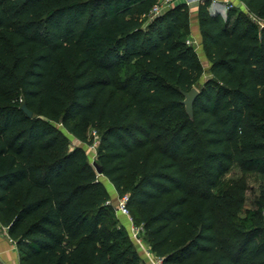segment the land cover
Wrapping results in <instances>:
<instances>
[{
	"label": "trees",
	"instance_id": "16d2710c",
	"mask_svg": "<svg viewBox=\"0 0 264 264\" xmlns=\"http://www.w3.org/2000/svg\"><path fill=\"white\" fill-rule=\"evenodd\" d=\"M240 2L199 1L204 68L184 2L0 0V219L21 264L145 263L78 145L95 138L161 264H264V0ZM233 165L262 179L238 217Z\"/></svg>",
	"mask_w": 264,
	"mask_h": 264
},
{
	"label": "rangeland",
	"instance_id": "374dc122",
	"mask_svg": "<svg viewBox=\"0 0 264 264\" xmlns=\"http://www.w3.org/2000/svg\"><path fill=\"white\" fill-rule=\"evenodd\" d=\"M200 0H194L197 4ZM213 0H210V7L209 9L213 11L214 9L220 10V13L224 16L226 13V9L218 8L217 4L223 5L225 2L224 0H216V2H212ZM179 2V0H171L170 5H173L175 3ZM184 3L189 4L192 1L183 0ZM158 3H160L162 6H164L163 0H158ZM214 3V4H213ZM231 4L236 10H245L243 4L240 2V0H232ZM189 30L190 34L186 40V43L191 45L194 50L199 55L201 62L204 66V68H207V62L204 58V54L202 51L201 46V38L200 33L199 35L193 33L194 32V26H195V17L193 15V11L190 12L189 10ZM193 31V32H192ZM193 33V34H192ZM203 79H201L202 82ZM197 88V86H195ZM63 135L65 136L68 145L72 146L75 144L74 138L65 130L61 129ZM92 133L89 132V136H91ZM95 138L91 144H84L79 143L78 145L83 148V150L86 153L87 160L89 163H91L95 158L96 153V142ZM98 178L101 179V182L103 185L107 188L111 187V183L105 179L103 176L98 175ZM262 182V179L260 175L257 173H242L238 166L233 165L223 176L222 184L219 188L220 191H224L226 194H228V211L231 215L234 217L242 216L246 212L247 209H251L255 207V201L258 197V191L259 186Z\"/></svg>",
	"mask_w": 264,
	"mask_h": 264
},
{
	"label": "crops",
	"instance_id": "0c3cea01",
	"mask_svg": "<svg viewBox=\"0 0 264 264\" xmlns=\"http://www.w3.org/2000/svg\"><path fill=\"white\" fill-rule=\"evenodd\" d=\"M179 2H183V0H179ZM187 5L189 7L190 12L193 11V15L195 17L194 32L193 31L192 32L199 35V27H198L197 19H196V11H197V5L198 4L194 1H192L191 3H189ZM217 5H218V8H222V5H220V4H217ZM100 176H102V175H100ZM105 188L109 193V197H110L109 202L111 203V205L113 207H115L116 202H117V198H118L115 189L113 188L112 185L109 188H107V187H105ZM116 218H117L119 224H121L129 233V229L131 226V222L129 221V219L123 215L118 214V213H116ZM137 250H138V248H137ZM138 252H139L140 257L144 260V256H143L142 252H140L139 250H138ZM0 264H21L20 263V254L16 248L15 242L9 236V234L7 232V227L2 223L1 219H0Z\"/></svg>",
	"mask_w": 264,
	"mask_h": 264
},
{
	"label": "built area",
	"instance_id": "2783aa9c",
	"mask_svg": "<svg viewBox=\"0 0 264 264\" xmlns=\"http://www.w3.org/2000/svg\"><path fill=\"white\" fill-rule=\"evenodd\" d=\"M188 1H194V0H188ZM232 0H224V4L222 5V9H228L229 7L233 6L231 4ZM164 2V6H162L160 3H157L153 6L152 10H151V14L152 15H156L158 13H161L162 10L166 7H168L170 5L171 0H163ZM212 2H216V0H213ZM214 4V3H213ZM218 11L220 12V10L218 9H214L213 11ZM97 143L95 142V145ZM127 195H123L121 197L117 198V202H116V206L114 207L115 213H118L120 215H123L125 217H127L129 219V221L131 222V218L129 216V211L127 209L126 203H127ZM129 235L130 238L132 239L133 243L135 244V246L138 248V250L140 252H142L143 256H144V264H161V260L157 257H155L147 248V246L144 244L142 238H141V228L140 227H135L132 225L131 222V226L129 229Z\"/></svg>",
	"mask_w": 264,
	"mask_h": 264
},
{
	"label": "water",
	"instance_id": "95a60500",
	"mask_svg": "<svg viewBox=\"0 0 264 264\" xmlns=\"http://www.w3.org/2000/svg\"><path fill=\"white\" fill-rule=\"evenodd\" d=\"M197 93H198V89L195 87H192L188 92L183 93L184 99H183L182 103L185 106V111L189 115H191L192 103H193V100H194L195 96L197 95ZM22 109L27 116H31V111H29L24 105L22 106ZM92 166L94 167L95 172L97 174H99V175L102 174V168L99 164L92 161Z\"/></svg>",
	"mask_w": 264,
	"mask_h": 264
}]
</instances>
